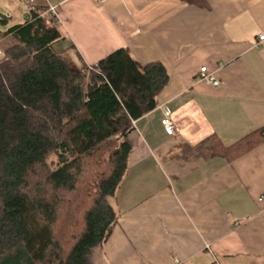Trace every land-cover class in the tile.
Segmentation results:
<instances>
[{
    "label": "crops",
    "instance_id": "crops-1",
    "mask_svg": "<svg viewBox=\"0 0 264 264\" xmlns=\"http://www.w3.org/2000/svg\"><path fill=\"white\" fill-rule=\"evenodd\" d=\"M24 1L15 4L26 16ZM43 3L57 6L65 38L56 48L73 71L127 48L170 76L158 106L123 138L131 152L119 220L92 264H264V142L233 161L200 147L264 126V0H34ZM202 66L219 86L200 80Z\"/></svg>",
    "mask_w": 264,
    "mask_h": 264
},
{
    "label": "trees",
    "instance_id": "trees-1",
    "mask_svg": "<svg viewBox=\"0 0 264 264\" xmlns=\"http://www.w3.org/2000/svg\"><path fill=\"white\" fill-rule=\"evenodd\" d=\"M38 9L14 25L0 17V39H15L0 56V264H92L119 220L131 152L123 138L158 106L170 76L127 48L98 71H73L56 48L59 19ZM263 142L264 126L230 146L211 135L200 147L233 161Z\"/></svg>",
    "mask_w": 264,
    "mask_h": 264
},
{
    "label": "built area",
    "instance_id": "built-area-1",
    "mask_svg": "<svg viewBox=\"0 0 264 264\" xmlns=\"http://www.w3.org/2000/svg\"><path fill=\"white\" fill-rule=\"evenodd\" d=\"M30 3H31V6L29 9L34 10L35 9L34 0H30ZM47 12H49L53 16H56L59 19V13H58L57 6L49 5ZM259 41H260V43L264 41V33L260 34ZM2 54H3V48L0 47V56H2ZM89 68L91 70L98 71L99 70L98 63L94 64L92 66H89ZM199 78L201 81H204L208 84H212L214 86H219L221 84V80L218 77H216L215 72L210 71L207 66H202L200 68ZM134 122H133V124H134ZM162 124H163L166 132L170 135L174 134L178 130L175 122L171 118V112L168 109L164 112ZM257 200L260 203H264V194L258 196ZM176 262L179 263V260L177 259Z\"/></svg>",
    "mask_w": 264,
    "mask_h": 264
},
{
    "label": "rangeland",
    "instance_id": "rangeland-1",
    "mask_svg": "<svg viewBox=\"0 0 264 264\" xmlns=\"http://www.w3.org/2000/svg\"><path fill=\"white\" fill-rule=\"evenodd\" d=\"M19 2L25 9L26 1L19 0ZM37 8H39L38 11L42 15L45 14L50 15V13L47 12L48 7L44 3L41 4L40 6H37ZM0 13L5 15L7 18H12L10 20V25L21 23V21H23V18L25 16L23 9H21V7L18 4H15V0H0ZM6 38L7 37L0 39V47L4 48L15 43V39L13 37H11L10 39L9 38L6 39ZM57 161L58 160L56 156L52 157L51 163L53 167H56Z\"/></svg>",
    "mask_w": 264,
    "mask_h": 264
},
{
    "label": "water",
    "instance_id": "water-1",
    "mask_svg": "<svg viewBox=\"0 0 264 264\" xmlns=\"http://www.w3.org/2000/svg\"><path fill=\"white\" fill-rule=\"evenodd\" d=\"M0 17H1V18H7L5 15H3V14H1V13H0ZM27 17H28V16H27Z\"/></svg>",
    "mask_w": 264,
    "mask_h": 264
}]
</instances>
